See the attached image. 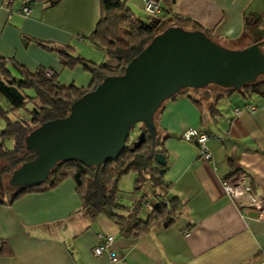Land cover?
<instances>
[{"label": "crops", "instance_id": "crops-1", "mask_svg": "<svg viewBox=\"0 0 264 264\" xmlns=\"http://www.w3.org/2000/svg\"><path fill=\"white\" fill-rule=\"evenodd\" d=\"M28 1L29 12L22 14L16 12L19 0L11 6L0 0L4 66L16 76L19 68L31 73L43 68L61 85L88 87L91 75L81 66L64 65L60 51L94 63H112L89 39L101 16L100 0ZM124 1L132 11H138L142 2ZM170 1L169 11L144 20L158 19L155 28L169 21L166 27L200 29L216 41L235 44L232 48L264 39V0ZM4 78L0 71V80ZM211 95L209 103L200 92L177 95L167 99L154 117L162 136L158 148L166 160L165 192L160 193L177 199L171 225L125 238L108 216L93 217L82 206L69 178L48 191L25 193L13 201L0 197V239L10 248L0 255V264H107V254L92 253L100 233L113 236L117 264H264V220L241 211L221 184L239 168L251 191L264 196V96L227 89ZM187 128L210 135L206 143L210 160L199 157L195 140L180 137ZM136 192L119 203L131 205L147 194L142 189ZM145 209L147 216L150 210Z\"/></svg>", "mask_w": 264, "mask_h": 264}, {"label": "water", "instance_id": "water-1", "mask_svg": "<svg viewBox=\"0 0 264 264\" xmlns=\"http://www.w3.org/2000/svg\"><path fill=\"white\" fill-rule=\"evenodd\" d=\"M158 19L150 24L155 28ZM260 42L231 49L200 29L168 26L155 34L118 75H107L93 89L76 98L69 113L47 120L25 137L30 159L13 170V184L38 186L58 161L76 160L98 166L114 159L138 124L130 150L151 139L144 159L166 163L155 150L158 133L155 113L173 95L186 88L216 85L240 90L264 75Z\"/></svg>", "mask_w": 264, "mask_h": 264}, {"label": "trees", "instance_id": "trees-1", "mask_svg": "<svg viewBox=\"0 0 264 264\" xmlns=\"http://www.w3.org/2000/svg\"><path fill=\"white\" fill-rule=\"evenodd\" d=\"M49 1L55 3L58 0ZM156 1L160 3L162 12L169 11L172 4L170 0ZM100 11V19L89 39L105 51L112 63H94L77 53L73 54L65 49L60 51V59L64 65L81 66L91 75V84L86 88L61 85L54 74L46 75L43 68L33 73L19 68V76H16L0 59V71L5 77L0 80V100L4 99L8 104L5 107L0 104V119L4 121V126L0 128V158L10 162L2 172L15 169L30 159L25 147V137L28 133L47 120L66 116L71 103L93 89L105 76L121 74L126 64L160 32L157 30L158 27L154 28L150 22L136 17L123 0H100ZM205 33L211 37L208 32ZM258 42L262 43L264 39ZM29 89L33 95L25 93ZM227 90L240 92L243 96L252 94L264 96V75L243 85L240 90ZM177 95L179 94L176 93L171 98ZM214 105L210 110L214 111ZM22 108H25L27 114L24 117L11 115ZM7 140L12 141L11 148L6 147ZM133 140L134 137L129 136L124 148L114 159L102 162L98 166L83 165L76 160L58 161L43 183L38 186H19L9 200L13 201L25 193L48 191L70 178L75 184V191L82 206L89 208L93 217L99 214L108 216L118 225L121 236L133 238L146 234L155 227H168L175 221L173 213L177 207V199L175 196L156 192L158 187L165 186L163 180L165 164L159 165L152 161L153 158L142 157L141 154H146L151 146L147 132L146 141L132 151L130 147ZM155 150L163 153L158 148L157 141ZM131 171L136 173L134 181L136 191H141L144 183L153 188L152 196H155V202L145 218H141L140 214L145 202L148 201L147 194L141 195L131 205H122L118 201V183L122 176ZM9 252L7 241L0 239V255Z\"/></svg>", "mask_w": 264, "mask_h": 264}, {"label": "built area", "instance_id": "built-area-1", "mask_svg": "<svg viewBox=\"0 0 264 264\" xmlns=\"http://www.w3.org/2000/svg\"><path fill=\"white\" fill-rule=\"evenodd\" d=\"M15 0H4L7 6H11ZM21 5L16 8L17 13L28 14L29 6L27 0H19ZM143 10L152 17L159 16L162 12L161 5L156 0H142ZM13 12L12 8H9ZM46 75L50 76L51 72L46 70ZM253 105H249L250 110H254ZM239 109H235V114L239 113ZM180 137L184 140H195L199 145V157L203 160H210L211 153L206 145L210 135L204 131L197 130L196 128H187L181 132ZM245 174L239 168L233 171L231 176L222 180L221 184L225 194L234 202V204L244 213L251 212L258 220H264V196L255 194L251 191L250 187L244 182ZM166 202V199L163 198ZM145 207L152 210L153 203L146 201ZM112 235L98 234V242L92 248L94 256L107 254V264H117L119 256L111 250L113 244Z\"/></svg>", "mask_w": 264, "mask_h": 264}, {"label": "rangeland", "instance_id": "rangeland-1", "mask_svg": "<svg viewBox=\"0 0 264 264\" xmlns=\"http://www.w3.org/2000/svg\"><path fill=\"white\" fill-rule=\"evenodd\" d=\"M137 8H138L139 12L136 11V10H133V13L135 14L136 17H138V18H140L142 20L146 19L145 16L146 17H151L149 14L143 12L142 2L138 4ZM167 22L164 21L157 28V30L160 31V32L163 31L165 29L166 25L167 24L169 25V21H167ZM216 42L219 43L222 46H225V47H228V48H231V49H237V48H232V47H236L235 44H232V43L227 44V43L222 42L220 40H217ZM260 48L264 52V42L260 44ZM214 90H223V88L211 84V85H207V86H205L203 88H199V89L186 88V89L181 90L177 94L180 95V94H184L186 92H191V93H195L196 94V93L200 92V94H201V96L203 98V101L205 103H209L210 99L212 98V95H211L212 91L214 92ZM25 93L27 95H33V92L30 89L27 90ZM0 104H1L2 107H5V105H8L7 101L4 100V99L0 100ZM27 107H29V105H27ZM11 115L14 116V117H24L27 114H26L25 108H22V109H18L15 112L11 113ZM3 126H4V121L2 119H0V128H2ZM138 132L139 131H138V124H137L130 131V135L136 137ZM161 138H162V136H161L160 132H158L157 136H156V141L160 142ZM5 145H6V147L11 148L13 144H12L11 141L7 140L5 142ZM152 161L154 163H156L154 158L152 159ZM9 165H10V162L7 159L0 158V197L3 198V199H6L7 197L10 198V196L17 189V185L13 184V180H12L13 170L14 169H9L8 171H3L2 172L3 168L6 167V166H9ZM135 178H136V173L133 172V171H131L128 174H125L124 176L121 177V179H120V181L118 183V188H119L118 194H117L118 199H122L123 197H124L123 199H125V198L128 199L130 196L138 195L136 190L134 189ZM142 191L147 192V194H148L147 195L148 202H151V203L155 202V200H154L155 196L151 195V188L148 186L147 183H144ZM160 191L161 192H165V188L158 187L156 192H160ZM146 214H147V210L145 209V205H144V207L141 210V214L140 215H141L142 218H144L146 216Z\"/></svg>", "mask_w": 264, "mask_h": 264}]
</instances>
